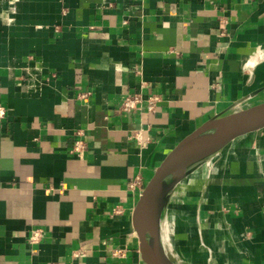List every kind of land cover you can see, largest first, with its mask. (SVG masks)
I'll list each match as a JSON object with an SVG mask.
<instances>
[{
    "label": "crops",
    "instance_id": "crops-1",
    "mask_svg": "<svg viewBox=\"0 0 264 264\" xmlns=\"http://www.w3.org/2000/svg\"><path fill=\"white\" fill-rule=\"evenodd\" d=\"M263 101L264 0H0V264H146L131 220L155 168ZM163 232L181 264H264V128L176 189Z\"/></svg>",
    "mask_w": 264,
    "mask_h": 264
},
{
    "label": "water",
    "instance_id": "water-1",
    "mask_svg": "<svg viewBox=\"0 0 264 264\" xmlns=\"http://www.w3.org/2000/svg\"><path fill=\"white\" fill-rule=\"evenodd\" d=\"M226 108L184 136L145 183L132 212V233L146 264H181L163 232V217L176 189L208 165L235 138L264 128V101Z\"/></svg>",
    "mask_w": 264,
    "mask_h": 264
},
{
    "label": "built area",
    "instance_id": "built-area-1",
    "mask_svg": "<svg viewBox=\"0 0 264 264\" xmlns=\"http://www.w3.org/2000/svg\"><path fill=\"white\" fill-rule=\"evenodd\" d=\"M156 100L155 96H151L148 98L150 108H153V103ZM144 101V97L140 92H130L124 95L122 98L121 104L119 109L123 112H132L141 108V105ZM7 115V108L0 102V120L4 119ZM137 140L139 141L140 145L143 147L147 146L149 142V137L144 129L137 130L135 133ZM83 147L82 140L76 142L74 149L76 151H80ZM141 184L140 177H136V179L131 182V186L134 187L136 185ZM118 212V209L115 210ZM42 229H36L31 233L29 238L30 243H37L40 238L42 237ZM113 254L116 256H124L125 249L120 247L113 250Z\"/></svg>",
    "mask_w": 264,
    "mask_h": 264
}]
</instances>
